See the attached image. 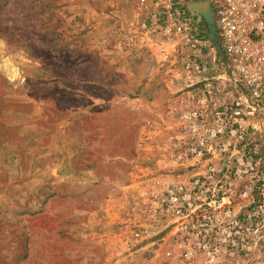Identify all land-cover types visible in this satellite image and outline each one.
Here are the masks:
<instances>
[{"label":"rangeland","instance_id":"obj_1","mask_svg":"<svg viewBox=\"0 0 264 264\" xmlns=\"http://www.w3.org/2000/svg\"><path fill=\"white\" fill-rule=\"evenodd\" d=\"M145 13L0 0V264H182L153 202L192 174L174 158L180 112L137 150L172 95L150 79Z\"/></svg>","mask_w":264,"mask_h":264},{"label":"built area","instance_id":"obj_2","mask_svg":"<svg viewBox=\"0 0 264 264\" xmlns=\"http://www.w3.org/2000/svg\"><path fill=\"white\" fill-rule=\"evenodd\" d=\"M139 1L141 43L189 93L172 147L192 174L154 213L182 264H264V0Z\"/></svg>","mask_w":264,"mask_h":264},{"label":"crops","instance_id":"obj_3","mask_svg":"<svg viewBox=\"0 0 264 264\" xmlns=\"http://www.w3.org/2000/svg\"><path fill=\"white\" fill-rule=\"evenodd\" d=\"M193 5H191L192 7ZM193 8V7H192ZM207 8H208V4H207ZM193 11L196 13H203L206 14L204 12H197L195 11V9L193 8ZM156 63V67L154 68V70L151 72L150 76H151V80L156 79L158 81H163V83L165 84V86L168 88V90L171 92V96L168 99V101H166L165 103H163L164 109L167 111V116H168V120H166V117L163 121L160 120H156V121H151L149 123H142L138 122V128H139V142H138V146H137V150L142 149L144 147V143L148 140H144L143 135L147 132V130H150V134H154V133H159L156 136H150L152 137V140L150 143H154L157 142L159 143V141H157V139L160 140V136L162 134V132H164L163 130H166V124L170 125L169 123H171V119L172 116L174 114H176L177 112H181L183 111V109L186 106V102L188 101L189 98V93L188 92H181V94L178 95L175 94L177 92H175V85H174V80L170 74L169 71L167 70H162L161 71V67L162 65L159 64L158 62ZM181 91V90H180ZM171 118V119H170ZM174 121L177 122V118L174 119ZM173 123V122H172ZM159 135V136H158ZM144 142V143H143ZM143 144V145H142ZM140 147V148H139ZM142 151V150H141ZM135 178H132L131 181H135ZM136 182H141V181H137Z\"/></svg>","mask_w":264,"mask_h":264},{"label":"bare ground","instance_id":"obj_4","mask_svg":"<svg viewBox=\"0 0 264 264\" xmlns=\"http://www.w3.org/2000/svg\"><path fill=\"white\" fill-rule=\"evenodd\" d=\"M194 9H195V11H197V12H204V13H206L205 15L206 16H208L209 15V13H210V15L208 16V17H212V13H211V11H209V9L207 8V3H205V4H195V5H193L192 6ZM191 7V10L193 11V8ZM194 12V11H193ZM194 13H196V12H194ZM212 25V24H211Z\"/></svg>","mask_w":264,"mask_h":264},{"label":"water","instance_id":"obj_5","mask_svg":"<svg viewBox=\"0 0 264 264\" xmlns=\"http://www.w3.org/2000/svg\"><path fill=\"white\" fill-rule=\"evenodd\" d=\"M205 3H207V2H202V3H191V4H189L188 8H189V10H190L193 14H197V15H198V13H194V12L191 10V5H195V4H205ZM207 4H208V3H207ZM208 9H209V5H208ZM209 11H210V9H209ZM209 15H210V13H209ZM209 15H208V16H209ZM208 18L211 19V17H208Z\"/></svg>","mask_w":264,"mask_h":264}]
</instances>
